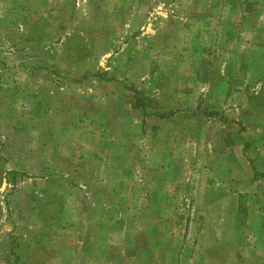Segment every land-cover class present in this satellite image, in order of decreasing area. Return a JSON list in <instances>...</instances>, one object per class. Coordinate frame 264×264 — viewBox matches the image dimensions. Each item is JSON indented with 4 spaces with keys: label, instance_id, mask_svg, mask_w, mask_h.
I'll return each mask as SVG.
<instances>
[{
    "label": "rangeland",
    "instance_id": "obj_1",
    "mask_svg": "<svg viewBox=\"0 0 264 264\" xmlns=\"http://www.w3.org/2000/svg\"><path fill=\"white\" fill-rule=\"evenodd\" d=\"M0 264H264V0H0Z\"/></svg>",
    "mask_w": 264,
    "mask_h": 264
},
{
    "label": "trees",
    "instance_id": "obj_2",
    "mask_svg": "<svg viewBox=\"0 0 264 264\" xmlns=\"http://www.w3.org/2000/svg\"><path fill=\"white\" fill-rule=\"evenodd\" d=\"M140 101V100H139ZM140 102H142V101H140Z\"/></svg>",
    "mask_w": 264,
    "mask_h": 264
}]
</instances>
